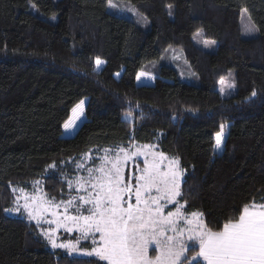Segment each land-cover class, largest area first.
<instances>
[{"label":"trees","instance_id":"obj_1","mask_svg":"<svg viewBox=\"0 0 264 264\" xmlns=\"http://www.w3.org/2000/svg\"><path fill=\"white\" fill-rule=\"evenodd\" d=\"M115 1L150 29L109 13L108 0H0V264H105L53 250L37 225L5 211L15 190L37 181L48 197L67 198L78 165L99 163L104 149L155 145L178 158L182 211L202 213L214 230L264 203V0ZM243 9L255 38L242 37ZM199 30L215 52L195 44ZM170 49L184 53L198 84L170 64L151 68ZM230 71L237 94L223 99Z\"/></svg>","mask_w":264,"mask_h":264},{"label":"snow or ice","instance_id":"obj_2","mask_svg":"<svg viewBox=\"0 0 264 264\" xmlns=\"http://www.w3.org/2000/svg\"><path fill=\"white\" fill-rule=\"evenodd\" d=\"M108 7L116 5L108 0ZM254 27L245 26L246 33ZM95 63L99 67L104 61L97 58ZM144 75L140 73L137 80ZM252 96H256L255 91ZM83 103L73 109L74 114L77 109L79 115L83 114ZM131 115L127 112L125 118ZM78 118L75 116L64 127L67 129ZM223 133L221 125L215 137L217 149ZM153 147L143 145L135 151L119 148L114 157L108 155L111 149H104L98 167H89L87 176L67 181L69 189L75 185V191L84 194L58 202L55 198L22 195V206L5 211L21 213L23 209L37 226L55 224L56 228L41 232L53 249L76 252L81 240L90 239L91 250L81 254L105 264H264V203L245 204L238 218L228 219L219 230L209 227L202 213L192 212L189 218L182 212L187 202L180 199L184 181L179 159H169L152 151ZM138 157H143L142 166L136 164ZM129 161L136 165L131 182L125 176ZM19 191L24 193L23 189ZM168 205H174L175 210L168 209ZM48 215L54 219H46ZM60 228L80 235L75 242H58L56 232ZM150 250L155 254L150 255Z\"/></svg>","mask_w":264,"mask_h":264},{"label":"rangeland","instance_id":"obj_3","mask_svg":"<svg viewBox=\"0 0 264 264\" xmlns=\"http://www.w3.org/2000/svg\"><path fill=\"white\" fill-rule=\"evenodd\" d=\"M111 3L115 4L116 7L115 8H109L107 5V10L109 13L115 14L117 16H120V17H123L126 19H129V20L135 22L137 25L144 28L145 30L150 29V20L148 18H146L145 16L139 14L135 10L133 5H131L128 2L115 1V0H111ZM253 25L255 26L254 30L251 33H246L245 26L251 27ZM241 28H242V37L244 39L255 38L259 35V30H258L257 26L255 25V23L253 22L249 12L246 9H243L242 13H241ZM193 40L197 46H199L200 48H202L203 50H205L207 52H215L217 50V45H218L217 42L213 41V40L206 39L201 30L196 32ZM205 42H207V46L205 45ZM163 57L166 60L162 61L161 63L156 62L155 64L152 65L151 68H155V67L159 68L160 64H162V63L163 64H170L179 72L182 81L187 82V83L198 84L197 76L192 71L189 62L186 60L184 53L182 51L170 49V50L165 52ZM222 80L224 81L223 84H221ZM218 91H219V93L223 99L231 98L237 94V88H236V82H235V72L234 71H230L229 74L225 78L220 80L219 86H218ZM151 146H154L151 149L152 151L157 152V153H161L158 150L157 146H155V145H151ZM141 147L142 146H133L129 150L135 151L136 149L141 148ZM117 151L109 152L108 155L110 157H114L116 155ZM164 155L167 158L172 159V157H170L166 154H164ZM142 160H143V157L136 158V164H140V166H142V163H141ZM100 163H101V161L97 164H96V162L91 163L89 158H87L85 165H83L84 167L83 168L78 167V172H77V174L73 180H75L76 177H78V176H87L88 173H87L86 169L89 167H93V168L98 167L100 165ZM167 163H168V159H166L164 161L165 165H167ZM135 168H136V165L133 164L132 161H129L128 167L125 169V176L129 180V182H131V179H132L131 173L133 171H135ZM182 179H184V173H183ZM69 190H70V192H69V195L67 198H60V199H55V200L58 202L60 200H67L73 195L84 194L82 192L81 193L76 192L75 191V185H73V188L69 189ZM15 195H16V199H15V205L13 206V208L17 207L18 205L22 206L24 204V200L22 198V195H27V196L37 195V196H42L44 198H50L46 195L41 182L36 183L34 185V189L31 192L24 191V193L22 194L19 190H15ZM168 209H171L174 211L175 206L174 205H168ZM168 209H166V211ZM60 211L62 212L63 210L61 209ZM8 214L12 215V216H20V217L23 216L27 220H29L26 213H23V209H21V213L13 212V213H8ZM189 218H190V216H189ZM46 219H54V218L52 216L48 215V216H46ZM30 222L36 225V223L34 221H30ZM37 227L39 228V231L42 232L48 228H56V225L55 224H52V225L42 224L41 226H37ZM79 235H80V233L77 231H73V232L69 233V232H66L63 228L58 229L56 232V238H57L58 242H67V241L75 242L76 238L79 237ZM50 247H51V245H50ZM78 247L80 250L76 251V252H72V253L68 252L65 249H59V248L53 249L52 247L51 248L53 250H62L64 252H66L71 257L95 258V257H89V256L81 254V252L84 250H91L92 241L90 239L87 241L81 240ZM154 254L155 253L150 250V255H154Z\"/></svg>","mask_w":264,"mask_h":264}]
</instances>
